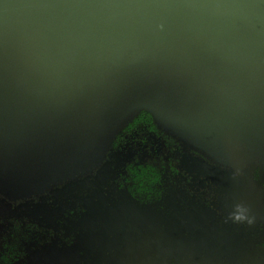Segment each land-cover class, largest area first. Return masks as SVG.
I'll return each instance as SVG.
<instances>
[{"label": "water", "instance_id": "95a60500", "mask_svg": "<svg viewBox=\"0 0 264 264\" xmlns=\"http://www.w3.org/2000/svg\"><path fill=\"white\" fill-rule=\"evenodd\" d=\"M140 110L263 177L264 0H0V193L90 169Z\"/></svg>", "mask_w": 264, "mask_h": 264}, {"label": "flooded vegetation", "instance_id": "af4514ba", "mask_svg": "<svg viewBox=\"0 0 264 264\" xmlns=\"http://www.w3.org/2000/svg\"><path fill=\"white\" fill-rule=\"evenodd\" d=\"M142 144L110 148L92 171L34 197L14 199L0 194V264H24L35 250L53 242L58 248L73 247L77 239L73 223L87 211L86 203L119 211V234L129 222L121 214L124 211L152 212L165 228L166 223L182 226L186 236L183 250H173L166 256V264L169 259H175L169 264H264V169L262 177L255 163L236 168L171 140L168 167H153L157 176L151 173V181L145 176L138 178L137 189H129L131 184L118 175L127 161L134 160V165L144 161V148L148 151L152 146ZM79 181L86 183L78 188ZM69 184L73 188L64 190ZM237 203L250 207L254 223L234 224L228 219ZM125 232L139 247L153 252L156 243L148 247L142 242L144 235L136 238L131 230ZM225 237H231L237 252L227 246Z\"/></svg>", "mask_w": 264, "mask_h": 264}, {"label": "rangeland", "instance_id": "374dc122", "mask_svg": "<svg viewBox=\"0 0 264 264\" xmlns=\"http://www.w3.org/2000/svg\"><path fill=\"white\" fill-rule=\"evenodd\" d=\"M42 167L39 168L41 172ZM29 173L25 171L20 175ZM7 176H13L14 171H9ZM86 182L79 181L76 187H82ZM73 188L72 184L64 187V190ZM86 212L82 213L74 222V234L77 236L76 244L71 248H58L51 243L46 248L35 250L27 257L24 264H166L165 258L173 250H183L186 236H183V227L166 223V228L159 225L162 219L150 213L137 211H124L128 217L127 226L119 234L120 216L119 211L112 210L100 204L89 205L86 203ZM119 216V217H118ZM122 220V219H121ZM131 230L136 238L144 235L143 243L148 247L156 243L153 252L137 245L134 238L125 231ZM190 233V232H189ZM127 235L121 239L119 235ZM223 239V238H222ZM228 247H233L237 252L236 244L231 237L225 239ZM221 240V241H224ZM225 242V241H224ZM225 242V243H226ZM186 255L187 251H182ZM177 259V258H176ZM178 260V259H177ZM187 259H183V262ZM192 259L190 258V261ZM204 261L203 258H201ZM179 264V263H176ZM189 264H196L189 262ZM200 264H207L206 262Z\"/></svg>", "mask_w": 264, "mask_h": 264}, {"label": "trees", "instance_id": "16d2710c", "mask_svg": "<svg viewBox=\"0 0 264 264\" xmlns=\"http://www.w3.org/2000/svg\"><path fill=\"white\" fill-rule=\"evenodd\" d=\"M153 139L156 140V142L153 141ZM171 140H178L179 142H182L190 147L196 148L195 146L191 145L190 143L185 142L183 139L179 138L178 136L160 128L153 121L152 117L150 116L148 112L144 110H140L116 131V133L110 140V143L104 153V156L107 150L110 148L121 149L123 147H126L128 144H133L136 142L139 144L144 143L141 145L144 147L147 146L148 144L149 146H152L153 148L149 147L148 151L146 148H144L145 157H144L143 162L141 163L137 162L136 165H134L133 164L134 160L127 161L125 165L123 166L122 170L119 172L118 177L126 180L127 184L129 183L131 184L130 186H128L129 189L131 188L137 189L136 185L140 183V182H137L138 178H143V176H145L149 181H151L155 177V175L156 176L158 175V171L153 169V167L158 170H159V167H163L164 165L168 167V163L172 161V157L169 155V154H172L170 151V144H169ZM196 149L206 154L199 148H196ZM208 156L216 160L212 156L210 155ZM103 158L97 164L92 166L90 169L84 171L83 173L75 175L71 178L63 179L61 181L52 183L48 187L43 188L42 190L38 192L30 193L27 195H13V196H9V195L7 196L3 193H0V194L5 197L14 198V199H21V198L25 199L27 197H34V195H36L39 192H42L44 190L46 191L47 189L55 187L62 182L75 179L78 176L84 175L92 171L102 162ZM151 173H155L154 177H152Z\"/></svg>", "mask_w": 264, "mask_h": 264}, {"label": "clouds", "instance_id": "9594fccd", "mask_svg": "<svg viewBox=\"0 0 264 264\" xmlns=\"http://www.w3.org/2000/svg\"><path fill=\"white\" fill-rule=\"evenodd\" d=\"M235 175V174H234ZM251 209L245 203H237L234 206V210L228 213V219L234 224H252L255 222V216L250 214ZM175 259H169V261Z\"/></svg>", "mask_w": 264, "mask_h": 264}]
</instances>
